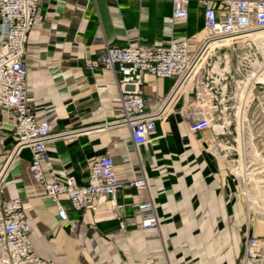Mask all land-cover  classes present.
<instances>
[{"label": "crops", "instance_id": "crops-1", "mask_svg": "<svg viewBox=\"0 0 264 264\" xmlns=\"http://www.w3.org/2000/svg\"><path fill=\"white\" fill-rule=\"evenodd\" d=\"M5 32L0 21V34ZM202 9L190 2L186 20L172 18L171 0H42L25 52L29 110L46 118L52 133L67 135L47 146L41 164L48 182L72 176L84 186L92 160L108 155L127 184L141 176L146 184L125 186L116 208L104 198L95 210H74L59 201L68 221L30 173L23 150L4 172L0 200L23 202L31 225L34 253L49 264H237L246 237L264 238V222L247 210L237 178L223 155L213 150L209 129L192 132L184 109L194 99L184 86L156 121L150 140L134 146L127 128L111 125L121 117L119 90L112 74L96 61L105 46L131 43L153 47L204 39ZM173 79L143 75L141 94L151 108L170 94ZM0 166L14 143L12 118L0 109ZM221 152L228 136L220 134ZM151 201L158 226L140 229L134 206ZM69 221L75 222L72 228ZM1 264V263H0Z\"/></svg>", "mask_w": 264, "mask_h": 264}, {"label": "built area", "instance_id": "built-area-1", "mask_svg": "<svg viewBox=\"0 0 264 264\" xmlns=\"http://www.w3.org/2000/svg\"><path fill=\"white\" fill-rule=\"evenodd\" d=\"M41 1L0 0V21L5 29L0 34V109L10 113L15 139L11 148L4 152L6 159L3 166H0V186L5 168L23 150H28L32 178L42 185L45 195L54 202L59 219L68 221L67 213L59 201L60 195H64L76 211H94L95 203L100 198L108 200L116 208L115 195L121 188H140L145 186L146 180L141 176L124 184L117 176L113 160L108 155L92 160L84 186L76 184L72 176L51 182L46 180L41 164L49 159L47 146L67 134L52 133L50 122L29 110L25 50ZM192 1L171 0L172 18L186 20L188 6ZM195 1L202 9L205 36L197 47H193V51H190L192 45L186 39L153 47L137 43L123 48L105 46L98 60L88 61L87 64L91 68L101 65L111 72L119 90L121 105V117L111 125L127 128L134 146L150 140L156 131V121L164 116L179 91L191 84L195 92L194 99L182 110L184 116L191 120L189 130L198 132L210 129L212 114L219 111L224 125L222 134L229 137L223 142L222 155L231 172L234 160L229 157L233 152L239 157L237 149H241L243 156L253 153L259 157L264 151V145L263 150L256 151L253 143L261 134L253 136L246 127L251 123L264 125V101L261 102L258 95L260 90L264 91V83L252 78L262 67L260 73L264 74V66L257 63L259 59L264 60V38L250 37L264 32V0ZM225 41L228 43L225 44ZM213 42H218L219 46L209 49V44ZM220 50L223 53L218 55ZM229 52L236 53L238 59V66L233 70L229 67ZM197 64L199 68L194 72ZM221 64L222 68H219ZM144 74L173 79L170 94L155 108L148 106L147 99L140 91ZM1 126L0 122V129ZM255 170L257 168L252 171ZM262 172L264 170H260ZM239 184L241 186V182ZM240 193L247 210L264 222V217L251 211L248 205L264 202L263 192L260 196L256 195L258 191L253 194L240 187ZM134 209L140 229L149 230L158 226L151 201L137 204ZM69 224L72 228L76 226L75 222L69 221ZM31 233L23 202L18 198L0 200V263L49 264L34 253ZM237 264H264V238L246 237Z\"/></svg>", "mask_w": 264, "mask_h": 264}, {"label": "rangeland", "instance_id": "rangeland-1", "mask_svg": "<svg viewBox=\"0 0 264 264\" xmlns=\"http://www.w3.org/2000/svg\"><path fill=\"white\" fill-rule=\"evenodd\" d=\"M221 53H223V50H220L217 52L218 55H220ZM229 54H230L229 67L231 70H233L238 66L237 65L238 59L235 57L236 53L233 54L229 52ZM263 54H264V51H263ZM257 63L260 64V66H264V60L259 59ZM219 68H222V64L219 66ZM258 95L260 97V101L263 102L264 101V91L260 90V92H258ZM223 126L224 125L221 122L220 112L219 111L214 112L212 114L211 128L209 130L215 137V141L212 147H213V150H216V152L218 153V157L222 156V152L220 150L221 149L220 147L221 146V141H220L221 135L220 134L222 133ZM232 127L233 126H231V129ZM246 127H247V130L250 131V133L253 136H255V134H258V133L261 134V137L260 138L256 137L253 143L256 147V151L263 150L262 145H264V125L262 124L254 125L251 123L249 124V126H246ZM233 136L235 137V134H233ZM251 149H252L251 152H253L254 149L252 147ZM237 151L239 152V157L237 156L235 152H233V154L229 157L230 159L234 160V162L231 163L232 166L230 168L233 176L237 178L239 182H241L240 187H242L243 190L245 189L249 190L253 194L256 191H258L256 195L259 194L260 196H262V192H263V196H264V188H258L259 186H264V172L258 173V174L256 173L260 170H264L263 168L264 159L262 158L264 151L261 153L259 157H257L256 154H253V153H248L249 156H243L241 149H237ZM250 154H252V156ZM253 168H257V170L252 171ZM255 189L257 190L255 191ZM248 205L251 211L256 212L257 214H259V216L264 217V202L262 203L260 202L257 204L248 203Z\"/></svg>", "mask_w": 264, "mask_h": 264}, {"label": "bare ground", "instance_id": "bare-ground-1", "mask_svg": "<svg viewBox=\"0 0 264 264\" xmlns=\"http://www.w3.org/2000/svg\"><path fill=\"white\" fill-rule=\"evenodd\" d=\"M251 38L253 39H259V38H264V32H260V33H257V34H254V35H251L250 36ZM228 41H225V44H227ZM215 46H219V43L218 42H213V43H210L209 44V49H212L213 47ZM199 68V64L196 65L195 69H194V72L197 71V69ZM263 69V67L261 68V70ZM254 75H252V78L264 83V74L263 73H260V71ZM256 173H260V171L256 172Z\"/></svg>", "mask_w": 264, "mask_h": 264}]
</instances>
